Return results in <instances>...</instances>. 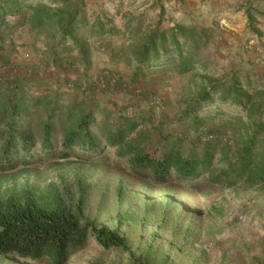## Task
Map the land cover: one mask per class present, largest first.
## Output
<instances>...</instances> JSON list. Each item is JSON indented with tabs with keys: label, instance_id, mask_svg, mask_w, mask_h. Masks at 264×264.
Wrapping results in <instances>:
<instances>
[{
	"label": "rangeland",
	"instance_id": "obj_1",
	"mask_svg": "<svg viewBox=\"0 0 264 264\" xmlns=\"http://www.w3.org/2000/svg\"><path fill=\"white\" fill-rule=\"evenodd\" d=\"M32 1L37 3L33 10L4 17L0 116L27 94L30 111L24 115L35 140L33 158L31 164L0 170V196L31 188L46 204L52 190L70 200L83 192L91 228L105 227L126 238L127 249H107L91 235L68 264H264V186L238 183L208 195L209 173L192 189L179 181L158 183L148 171H138L133 155L117 147L85 153L77 146L69 156L61 155L65 132L78 128L83 116L90 114V129L102 144L106 127L135 117L138 127L127 140L151 157L160 158L167 148L186 157L213 141L209 172L226 170L235 142L246 140L264 120V113L252 114L264 104V13L258 1L249 0L252 21L248 16L243 44L232 48L233 54L221 53L220 43L228 35L218 22L196 25L209 31L197 42L178 36L173 43L171 33L184 24L176 19L173 0ZM77 8L79 20L85 21L72 28L86 56L70 35L63 39L65 13ZM49 16H54L51 21L37 26ZM156 31L177 49L168 52L172 60H154L152 67L138 71L137 50ZM182 61L190 69L184 71ZM233 83L244 99L240 105L229 94ZM15 85L20 87L16 93ZM51 117H62L63 123L54 127L55 147L48 157L41 142L43 124ZM0 264L51 261L0 255Z\"/></svg>",
	"mask_w": 264,
	"mask_h": 264
},
{
	"label": "trees",
	"instance_id": "obj_2",
	"mask_svg": "<svg viewBox=\"0 0 264 264\" xmlns=\"http://www.w3.org/2000/svg\"><path fill=\"white\" fill-rule=\"evenodd\" d=\"M26 2L25 0H0L1 43L7 36L2 31L5 15L7 13L17 15L24 10H33L34 5H28ZM43 4L45 5V3ZM250 10L248 7L249 18L252 21ZM65 14H68V20L62 28L63 39L66 41L70 35L69 38L72 37L74 40V46L86 56L88 51L79 44L75 30L72 28L77 27L76 25L81 21H85V19L80 18L79 20L78 18L80 8H77L75 12ZM62 15L63 12L56 14L57 17ZM53 17L40 19L37 26L46 21H51ZM100 24L104 25L102 22ZM196 27V25L178 24L171 33L172 42L177 44L176 38L178 36H183L191 42H197L203 34L209 36L208 29L200 27L198 30ZM171 39H168L160 31H156L150 36V41L137 50V70L149 69L152 66L148 65L154 60H161L162 62L172 60V56L168 55V52H173L177 48L171 47ZM0 49L2 50V46ZM4 59L7 60V57L5 56ZM181 64L184 71L190 69L188 61H182ZM8 80L9 83L13 81L12 79ZM12 88L16 93L20 87L16 88L15 85ZM228 88L229 94L231 92L235 95L234 101L239 105L242 104L244 99L239 93L237 84L233 83ZM208 94L207 92L206 95ZM21 98H18L17 104H14L11 109L8 106L5 107V114L0 116V160L3 159L4 161L0 165V170L13 169L20 164L32 163L35 140L26 130L27 116L24 115L30 111L28 105L30 99L27 98V94ZM37 99V97H32L35 106H38ZM57 107L63 111L66 109L64 105ZM71 108L70 112L72 111ZM257 113L260 115L264 113V104L252 111V114ZM53 117L55 118V116ZM91 119L90 114H87L81 118L78 128H71L65 132L61 152L63 157L69 156L76 150L77 146L87 153L91 151L101 152L104 145H107L120 148L123 154L133 155L134 164L138 171H148L152 174L154 181L158 183L179 181L192 189L202 175L209 173L208 187L205 190L208 195H213L219 190L232 187L238 183H245L249 186H264V120H260L256 124V129L246 140L235 142L231 155L230 152L228 155L226 170L215 174L209 172L216 153V143L213 141L206 145H199L200 149H196L186 157L180 156L177 148L175 150L167 148L163 156L154 158L141 151L140 145L127 140L129 134L138 127L135 117L122 118L115 127H106L105 139H102L104 144L98 137H95L94 132L90 129ZM59 123H63L62 117H58L56 121H53L51 117L43 124L45 129L41 145L48 157H51L50 152L55 147V141L52 139L53 130ZM225 151L227 153V149ZM20 157L22 158L19 159ZM48 199V203L41 204L39 196L31 188H23L18 195L0 196V255L14 256L36 263L50 260L51 264H68L70 257L87 245L91 235L95 236L104 248H128L126 238L117 231L108 230L105 227L91 228L86 217V196L83 192L74 196V200H70L67 196L64 197L60 191L52 190L49 191Z\"/></svg>",
	"mask_w": 264,
	"mask_h": 264
},
{
	"label": "crops",
	"instance_id": "obj_3",
	"mask_svg": "<svg viewBox=\"0 0 264 264\" xmlns=\"http://www.w3.org/2000/svg\"><path fill=\"white\" fill-rule=\"evenodd\" d=\"M27 4L36 5L32 0H25ZM42 1V0H41ZM259 9H264V0H257ZM176 7L178 22L191 25L211 26L216 23L226 30L228 37L220 43L221 53H234L231 49L243 44L247 32L245 23L248 20L249 0H173ZM193 8V10H191ZM261 13H264V11ZM259 12V13H260ZM218 22V23H217ZM262 39L264 40V20L261 21ZM262 40V41H263ZM258 41V40H257ZM219 44V43H217Z\"/></svg>",
	"mask_w": 264,
	"mask_h": 264
}]
</instances>
